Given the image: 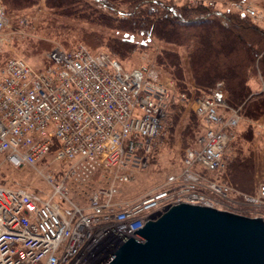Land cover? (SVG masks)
Wrapping results in <instances>:
<instances>
[{
  "label": "built area",
  "instance_id": "2783aa9c",
  "mask_svg": "<svg viewBox=\"0 0 264 264\" xmlns=\"http://www.w3.org/2000/svg\"><path fill=\"white\" fill-rule=\"evenodd\" d=\"M242 5V14L263 20L252 4ZM5 28L0 2V36ZM47 58L43 70L19 57L0 70V157L22 168L46 164L53 155L51 163L67 168L44 174L51 197L0 184V264H104L131 238L141 241L135 232L169 207L214 208L203 191L238 193L204 175L225 171L241 121L237 111H228L222 83L194 100L204 135L198 147L187 150L180 175L148 198L121 201L120 187L132 180L133 170L146 167L145 157L166 132L172 81L161 80L151 65L126 69L117 58L93 54L84 45L54 48ZM179 101L188 99L183 94ZM76 194L88 203L75 201ZM242 196L263 205L264 183L256 195Z\"/></svg>",
  "mask_w": 264,
  "mask_h": 264
},
{
  "label": "trees",
  "instance_id": "16d2710c",
  "mask_svg": "<svg viewBox=\"0 0 264 264\" xmlns=\"http://www.w3.org/2000/svg\"><path fill=\"white\" fill-rule=\"evenodd\" d=\"M0 1L9 13L26 11L41 2ZM45 4L55 19L70 21L61 27L67 35L73 32L72 37L89 48L103 46L120 60L133 49L153 48L156 42V66L183 93L192 87L207 95L222 83L227 104L245 108L251 119L264 115V92L255 94L250 85L257 73L264 80V29L247 15L176 6L165 0H45ZM62 30L58 37L68 43ZM136 35L141 37L135 39ZM237 153L229 177L222 179L241 195L252 196L256 191L254 155L246 156L241 149Z\"/></svg>",
  "mask_w": 264,
  "mask_h": 264
},
{
  "label": "rangeland",
  "instance_id": "374dc122",
  "mask_svg": "<svg viewBox=\"0 0 264 264\" xmlns=\"http://www.w3.org/2000/svg\"><path fill=\"white\" fill-rule=\"evenodd\" d=\"M165 1L176 6H186L189 8L204 7L210 8L215 12H231L234 15L242 13V3L246 5L252 4L255 12L261 15L263 20L251 19L260 23L262 29H264V0H242L241 2L232 0ZM240 3L241 6H235ZM3 7L5 9L6 28L0 36V70L5 62L12 57L22 58L34 69L43 70L48 67V53L57 47L71 50L78 45H84L93 54L108 52V49L103 46L95 50L89 48L82 41L76 40L75 37L73 38V32L67 35V30L61 27L64 23H70V21L59 18L55 19L52 11L46 7L45 0H41L38 5L31 9L18 13H9L4 5ZM61 30L66 31L62 37L68 39V43H63V40L58 37V33ZM138 37H141V35H136L135 39H138ZM154 43L155 47L153 48L137 47L133 49L126 58L119 61L126 69H133L143 64L153 66L161 80L172 81L171 92L174 103L169 109L166 132L157 140L154 151L145 157L147 159L146 167L140 166L133 170L132 180L120 187V193L116 196V199L121 201H141L147 196L149 197L151 193L165 186L170 180L178 177L182 172L187 150L198 147L199 141L204 135V123L195 114L193 106L194 100L202 96L203 93H197L190 86L188 87L191 88H189L191 91L188 94L183 93L170 75L156 66V53L154 50L158 49V43ZM186 82L190 83L188 78ZM250 85L255 94L264 92L263 76L257 73L252 77ZM183 94L188 99L184 104L179 101L180 95ZM227 106L228 111L235 110L241 115V121L235 129L234 137L228 146L226 154L227 166L222 173H205L204 175L209 180L218 178L223 181V177H229V166L237 156L238 149H241L242 153L246 156L252 153L255 161L254 179L256 183V191L252 195H256L260 184L264 183V129L261 128L264 125V115L259 119H251L246 116L245 108H234L229 104ZM52 159L53 155H49L46 164L35 167L25 166L15 168L4 157H0V184L14 188H25L39 193L43 197H51L53 189L44 180V174L48 171L58 174L67 168L62 163H51ZM238 193L230 194L228 197H220L211 192L203 191L205 198L215 203L216 206L214 208L216 209L249 218H262L264 220V204L261 206L251 205ZM55 201L67 207L66 202L60 198H56ZM75 201L86 205L88 197L76 194ZM165 212L158 214L151 221L157 220Z\"/></svg>",
  "mask_w": 264,
  "mask_h": 264
},
{
  "label": "water",
  "instance_id": "95a60500",
  "mask_svg": "<svg viewBox=\"0 0 264 264\" xmlns=\"http://www.w3.org/2000/svg\"><path fill=\"white\" fill-rule=\"evenodd\" d=\"M104 264H264V220L201 205L171 206Z\"/></svg>",
  "mask_w": 264,
  "mask_h": 264
}]
</instances>
